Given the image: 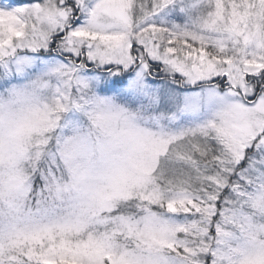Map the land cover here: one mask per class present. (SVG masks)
Returning a JSON list of instances; mask_svg holds the SVG:
<instances>
[{
	"label": "snow or ice",
	"instance_id": "6c2138e0",
	"mask_svg": "<svg viewBox=\"0 0 264 264\" xmlns=\"http://www.w3.org/2000/svg\"><path fill=\"white\" fill-rule=\"evenodd\" d=\"M0 264H264V0H0Z\"/></svg>",
	"mask_w": 264,
	"mask_h": 264
},
{
	"label": "rangeland",
	"instance_id": "374dc122",
	"mask_svg": "<svg viewBox=\"0 0 264 264\" xmlns=\"http://www.w3.org/2000/svg\"><path fill=\"white\" fill-rule=\"evenodd\" d=\"M4 3H8V0H3Z\"/></svg>",
	"mask_w": 264,
	"mask_h": 264
}]
</instances>
